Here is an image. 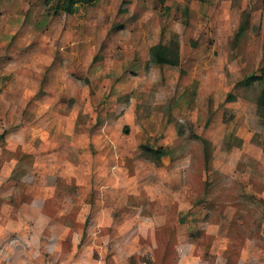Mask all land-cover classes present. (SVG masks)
<instances>
[{
  "label": "rangeland",
  "instance_id": "obj_1",
  "mask_svg": "<svg viewBox=\"0 0 264 264\" xmlns=\"http://www.w3.org/2000/svg\"><path fill=\"white\" fill-rule=\"evenodd\" d=\"M68 2L0 0V264H264V0Z\"/></svg>",
  "mask_w": 264,
  "mask_h": 264
},
{
  "label": "trees",
  "instance_id": "obj_2",
  "mask_svg": "<svg viewBox=\"0 0 264 264\" xmlns=\"http://www.w3.org/2000/svg\"><path fill=\"white\" fill-rule=\"evenodd\" d=\"M80 0H69L68 4L70 6H74L75 4H77V2H79ZM67 11L72 12L71 8H67Z\"/></svg>",
  "mask_w": 264,
  "mask_h": 264
}]
</instances>
